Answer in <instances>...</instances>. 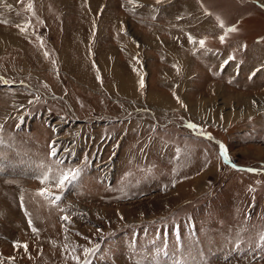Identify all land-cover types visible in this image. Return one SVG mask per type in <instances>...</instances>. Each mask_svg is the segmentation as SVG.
Segmentation results:
<instances>
[{
  "label": "rangeland",
  "instance_id": "1",
  "mask_svg": "<svg viewBox=\"0 0 264 264\" xmlns=\"http://www.w3.org/2000/svg\"><path fill=\"white\" fill-rule=\"evenodd\" d=\"M191 1L0 0V264H264V34Z\"/></svg>",
  "mask_w": 264,
  "mask_h": 264
},
{
  "label": "crops",
  "instance_id": "2",
  "mask_svg": "<svg viewBox=\"0 0 264 264\" xmlns=\"http://www.w3.org/2000/svg\"><path fill=\"white\" fill-rule=\"evenodd\" d=\"M191 2L193 3L194 13L196 12V10L197 12L201 11L204 17H206L208 20H211L213 24H215L214 29L216 30L217 29L220 30L222 28L220 26L221 22L224 25L223 30H222L223 32L226 25L233 24L236 22L235 20L238 19V22L236 24H233V26H235L236 28V31H232L228 33V35L231 36L232 39L229 42L225 43L223 45L224 47L231 48V45H232L233 47L238 48V45H240V49L243 50L246 48L245 47L246 40L248 39L249 35L256 33V32H262L261 34L262 35L264 34V9L260 8L259 6L255 5L252 2H241L240 6L236 2V0H192ZM228 5L235 6L236 8H238L237 11L231 10V7ZM194 17H195V14H194ZM245 37H247V39ZM233 38L235 39L238 38L237 42ZM241 44H243L245 48L241 46ZM261 44L263 45V42H261ZM212 50H218V49H216V47H212L210 48V51ZM223 51L224 50H222V52ZM187 74L188 73L185 74L186 77H187ZM211 85L215 86L213 87V89L215 90L219 88V86L215 82H212ZM222 89L224 90L223 87ZM214 93H217V92H214ZM198 104L200 103L196 102L194 104L193 110L196 109L195 107ZM194 113L200 114L198 111ZM225 114H227V112Z\"/></svg>",
  "mask_w": 264,
  "mask_h": 264
},
{
  "label": "snow or ice",
  "instance_id": "3",
  "mask_svg": "<svg viewBox=\"0 0 264 264\" xmlns=\"http://www.w3.org/2000/svg\"><path fill=\"white\" fill-rule=\"evenodd\" d=\"M31 3H29L28 7L29 9L31 8ZM221 27H224L223 23L221 22L220 24ZM232 31H236L235 26L229 27L226 29V32H232ZM226 36L222 35L220 37L221 42L223 43L225 40ZM189 42L191 43H195V38H193L190 34H189ZM199 45L200 47L203 49L205 46V40L204 39H200L199 40ZM234 57L230 56L227 60L224 61V64L222 65V67L224 65H227L231 60H233ZM99 79V77H98ZM141 85L143 86V81H141ZM188 127H196V125H194L193 123L189 122L188 123ZM51 150L49 155L50 156H55L56 155V148H55V143L53 142V144L50 146ZM220 154L222 156V158L225 160V162H229V157L227 155V150L225 148V146L223 144H220ZM58 163L63 164L64 161H58ZM82 169L81 168H68V169H64L62 171H60L59 173H53L52 175H49L48 173H45L44 175H42V177L40 178L41 183H48V184H52L54 185L56 188L58 189H63L65 187H67L68 185L72 184L73 182H75L77 180V178L80 176ZM249 171H254L253 169H249ZM40 196H44L45 198L51 199L53 203H55L56 201L61 199V196L59 195H55L52 192L45 190V189H40L37 193ZM63 219L67 220L68 217H64ZM31 223V222H29ZM16 246H22L25 248V250H27V244H23L20 245L18 242L16 243ZM86 253L91 254L93 252H95V248H91V249H85L84 250ZM74 259H79L77 257H74ZM86 264V262H85Z\"/></svg>",
  "mask_w": 264,
  "mask_h": 264
}]
</instances>
